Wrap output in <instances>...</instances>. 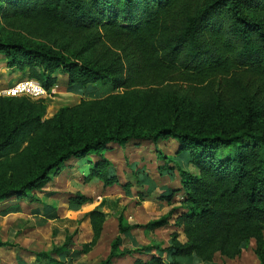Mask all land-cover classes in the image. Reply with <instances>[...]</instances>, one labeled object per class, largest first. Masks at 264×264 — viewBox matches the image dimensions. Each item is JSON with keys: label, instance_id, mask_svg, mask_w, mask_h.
Masks as SVG:
<instances>
[{"label": "trees", "instance_id": "1", "mask_svg": "<svg viewBox=\"0 0 264 264\" xmlns=\"http://www.w3.org/2000/svg\"><path fill=\"white\" fill-rule=\"evenodd\" d=\"M10 18L47 20L66 34L80 39L87 33L88 38L70 52L4 33L1 21ZM0 55L9 68L28 70L27 79L48 91L58 83V72L67 75L70 86L125 89L103 100H83L80 115L62 108L47 120L45 99L2 97L0 167L10 168L15 158L28 153L38 168L24 181H0V200L28 196L69 160L92 155L98 159L85 172V182L120 185L113 161L105 156L111 145H157L174 138L176 155L188 156L189 169L159 150L161 175L172 170L182 178L181 188L163 200L171 204L180 191L185 198L145 225L120 216L119 234L97 264L134 255L149 257H138L133 264H181V258L190 257L212 262L218 253L235 259L252 239L259 264H264V0H0ZM163 83L184 85L183 91L216 92L213 113L192 111L180 91L172 100L157 99L151 92ZM236 93L245 100L232 127L227 105ZM87 201L83 194L70 200L77 206ZM89 217L93 238L83 245L85 253L99 242L106 213L93 209ZM173 218L168 247L158 243L120 249L123 234L162 227ZM71 245L68 238L56 252ZM16 246L0 240V248ZM161 252L169 254L168 261ZM38 256L41 262L60 263L47 252Z\"/></svg>", "mask_w": 264, "mask_h": 264}, {"label": "rangeland", "instance_id": "2", "mask_svg": "<svg viewBox=\"0 0 264 264\" xmlns=\"http://www.w3.org/2000/svg\"><path fill=\"white\" fill-rule=\"evenodd\" d=\"M1 24L6 34L11 31L13 35H22L27 39L48 42L54 46L59 45L60 48H67L70 52L81 46V40L88 38L87 33H83L80 39L66 34L47 20L22 21L20 18H10L6 21L3 19ZM98 52L99 49L92 51L91 56L95 57ZM56 75L59 81L49 90L46 97H30L33 101L45 99L47 108L44 119L46 120L53 118L62 108H70L75 114L80 115L79 105L83 100H103L110 94H120L125 90L114 89L112 84H91L84 88L70 86L66 74L58 72ZM27 78H30L28 70L20 71L17 68H9L5 57L0 55V99L5 97L3 96L5 89ZM183 86L163 83L156 86L154 92L151 93H157V99L172 100L180 91V95L187 98L188 107L192 111L213 113V105L217 98L216 92L210 90L183 91L181 90ZM244 100V95L236 93L228 102V110L233 118L232 127L238 120L236 110ZM171 139L176 141L174 138L163 139L157 145V150L151 142H144L142 145L132 142L123 147L108 148L105 156L108 155L113 160L120 185L105 187L98 179L85 182V172L89 169V165L98 159L96 155H92L89 158L69 160L51 173L44 186L31 189L28 196L12 195L0 200V240L10 241L17 245L0 248V264H50L48 260L42 262L38 260V255L44 252L60 260L59 264H97L108 255L112 241L119 234L120 216H123L128 223H139L140 225L165 216L172 208L166 201H162L159 195L164 186L163 180L169 179L160 175L158 167L162 162L156 155L159 150L168 154L174 152L176 142H169ZM31 146L35 149V145ZM15 159L12 167L7 169L0 167V173L4 175L0 181L3 183L24 181L38 168L37 163L28 153ZM144 167L150 176L157 178L159 186L157 192L151 197H146L147 199H142V195H146L148 189L147 185L142 184ZM126 185L130 187L127 189ZM79 194L87 196L88 201L80 206L72 204L70 200ZM93 209L106 213V219L99 242L90 252L85 253L83 245L93 238L92 221L89 217V212ZM170 223L172 226L169 225ZM169 224V226L165 225L167 227H157L158 229L136 228L128 232L130 236H127L128 233L123 234L120 249L144 246L143 244L150 242H152L151 245L161 242L166 244L170 233L175 230L172 220ZM68 238L72 239L70 250L63 251L60 255L56 249L61 247ZM180 239L186 240L183 232H180ZM136 256L138 255L124 259L116 258L113 264H132ZM216 261L220 264L224 262L225 264H258L254 246L251 245L240 257L232 261L225 260L221 256H217Z\"/></svg>", "mask_w": 264, "mask_h": 264}, {"label": "crops", "instance_id": "3", "mask_svg": "<svg viewBox=\"0 0 264 264\" xmlns=\"http://www.w3.org/2000/svg\"><path fill=\"white\" fill-rule=\"evenodd\" d=\"M161 141L162 140H160L159 142H158V144L157 145H159V143H161ZM169 142H176L175 143V145H174V152H172V153H167V152H165L166 154H168V155H173L176 159H178L179 161H180V163L182 164V166L184 167V168H186V169H189V166H188V156L187 155H181V156H177L176 155V151L178 150V145H176L177 144V141H173V139H171ZM143 144V143H142ZM141 144V145H142ZM157 145H155L154 144V147H155V149L157 150ZM113 146H119V145H111L110 146V148H112ZM126 146V145H125ZM121 147V146H120ZM107 157L108 158H110L108 155H107ZM112 160V159H111ZM113 161V160H112ZM145 168V167H144ZM159 168V167H158ZM159 170V169H158ZM143 173H144V181H143V183L142 184H144V185H147L148 186V189H147V193H146V195H145V199H147L148 197H151L152 195H154V193L155 192H157V188L159 187L158 185H157V178H154V177H152V176H150L149 175V173H147V171H146V168H145V171H142ZM167 174H169V175H167ZM171 174V175H170ZM160 175H161V173H160ZM161 176H163V178L164 177H167L169 180H163V184H164V186L162 187V192H161V194L159 195V198H161L162 199V201H166V200H163V198L165 197V196H168V195H170L172 192H174V191H176L177 189H179V188H181V176H180V174L177 172V171H171V172H169V173H166V174H164V175H161ZM178 182V183H177ZM178 185V187L176 188V186ZM148 191H150V192H148ZM179 194V195H178ZM147 197V198H146ZM185 198V194H184V192L183 191H180V192H177L173 197H172V200H171V204H169L168 203V201H166L167 202V204L168 205H170L171 206V208H173V207H175V206H179L180 205V203H181V201L183 200ZM176 217V216H175ZM152 220H157V219H152ZM152 220H150V221H152ZM172 220V222H173V225H174V218L173 219H171ZM170 220V221H171ZM149 221V222H150ZM170 226H172V223H170L169 224ZM169 225H167V226H169ZM167 226H162V227H167ZM162 227H159V228H162ZM158 229V228H157ZM179 232H183L182 230H179ZM172 233V232H171ZM171 233H170V235H169V238H168V240L166 241V244L164 243V242H161V244H163V246L164 247H168L170 244H171ZM127 236H130V233H128L127 234ZM183 241V240H182ZM152 242H150V243H148V244H143V245H150ZM254 246V251H255V246H256V243H255V240L254 239H252L250 242H249V245L248 246H246V247H244L243 248V252L249 247V246ZM153 253L155 252V250L154 251H152ZM158 252V251H157ZM243 252H242V254H243ZM162 253V252H161ZM162 255V257L164 258V259H166L167 261L169 260V254L168 253H162L161 254ZM135 256V255H134ZM217 256H221L222 258H224L225 260H234V259H230V258H227V257H224V256H222L220 253H218V254H216V256H215V258H214V260L212 261V262H204L203 260H201V259H198V258H192V257H190V258H181L180 259V261H181V264H220V263H218V261H216V257ZM257 256V255H256ZM126 257H128V256H125V257H122L123 259L124 258H126ZM129 257H132V256H129ZM138 257H141V258H148L149 256L148 255H138V256H136V257H134L135 259H134V261L136 260V258H138ZM146 258V259H147ZM238 258V257H237ZM257 260H258V264H259V259H258V257H257ZM134 263V262H133ZM132 263V264H133ZM224 264H225V262H224Z\"/></svg>", "mask_w": 264, "mask_h": 264}, {"label": "built area", "instance_id": "4", "mask_svg": "<svg viewBox=\"0 0 264 264\" xmlns=\"http://www.w3.org/2000/svg\"><path fill=\"white\" fill-rule=\"evenodd\" d=\"M48 90L35 79H24L16 82L3 91V96H29L42 98L48 95Z\"/></svg>", "mask_w": 264, "mask_h": 264}]
</instances>
